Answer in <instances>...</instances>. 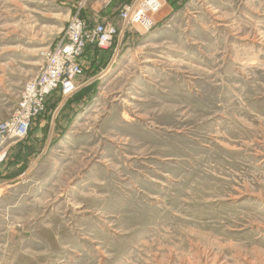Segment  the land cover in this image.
<instances>
[{"label": "rangeland", "instance_id": "obj_1", "mask_svg": "<svg viewBox=\"0 0 264 264\" xmlns=\"http://www.w3.org/2000/svg\"><path fill=\"white\" fill-rule=\"evenodd\" d=\"M0 0V122L78 16L69 98L0 165V264H264V0Z\"/></svg>", "mask_w": 264, "mask_h": 264}, {"label": "built area", "instance_id": "obj_2", "mask_svg": "<svg viewBox=\"0 0 264 264\" xmlns=\"http://www.w3.org/2000/svg\"><path fill=\"white\" fill-rule=\"evenodd\" d=\"M97 1L106 7L110 0ZM162 5L163 0H136L128 22L148 32L155 26L152 16ZM70 20L60 41L44 50L40 71L23 85L14 112L0 122V165L7 157L8 144L28 136L33 121L45 111L48 96L58 93L61 98H69L77 91L75 81L84 74L81 60L85 49L100 46L108 34L102 23L91 26L78 16Z\"/></svg>", "mask_w": 264, "mask_h": 264}, {"label": "trees", "instance_id": "obj_3", "mask_svg": "<svg viewBox=\"0 0 264 264\" xmlns=\"http://www.w3.org/2000/svg\"><path fill=\"white\" fill-rule=\"evenodd\" d=\"M86 49H88V47H87ZM86 49H85V50H86ZM48 99H49V98H48ZM48 99H47V100H48Z\"/></svg>", "mask_w": 264, "mask_h": 264}]
</instances>
